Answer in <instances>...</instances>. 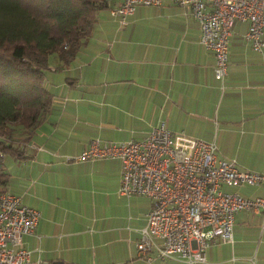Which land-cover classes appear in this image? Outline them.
I'll use <instances>...</instances> for the list:
<instances>
[{"label":"crops","instance_id":"crops-1","mask_svg":"<svg viewBox=\"0 0 264 264\" xmlns=\"http://www.w3.org/2000/svg\"><path fill=\"white\" fill-rule=\"evenodd\" d=\"M109 7L70 62L50 55V109L31 132L15 136L22 157L6 158L5 190L39 212L23 237L31 264H187L137 255L152 200L119 193L118 159H66L95 137L141 139L164 122L173 133L216 140V156L234 159L240 170L264 173V48L257 52L245 39L248 23L233 22L222 87L187 5L138 4L124 25ZM228 189L264 197V182ZM262 223L261 213L241 209L233 241H212L195 264H264Z\"/></svg>","mask_w":264,"mask_h":264},{"label":"built area","instance_id":"built-area-1","mask_svg":"<svg viewBox=\"0 0 264 264\" xmlns=\"http://www.w3.org/2000/svg\"><path fill=\"white\" fill-rule=\"evenodd\" d=\"M163 1L119 0L109 7V14L124 25L136 5ZM172 1L187 5L197 20L200 42L214 55V77L222 87L235 19L248 23L244 37L252 48L257 52L264 48V0ZM217 146L216 140L173 133L161 122L141 139L101 141L95 137L79 154L66 159H118L119 193L145 195L152 200L136 242L137 255L146 261L172 258L195 264L205 260V249L212 241H233L238 211L251 209L264 218V197L228 189L244 183L261 184L264 173L240 170L234 159L218 158ZM38 218V210L24 204L19 195L0 192V264H31L23 237L34 231Z\"/></svg>","mask_w":264,"mask_h":264},{"label":"trees","instance_id":"trees-1","mask_svg":"<svg viewBox=\"0 0 264 264\" xmlns=\"http://www.w3.org/2000/svg\"><path fill=\"white\" fill-rule=\"evenodd\" d=\"M112 0H0V192L6 158L22 157L18 140L49 111L50 55L70 62Z\"/></svg>","mask_w":264,"mask_h":264},{"label":"water","instance_id":"water-1","mask_svg":"<svg viewBox=\"0 0 264 264\" xmlns=\"http://www.w3.org/2000/svg\"><path fill=\"white\" fill-rule=\"evenodd\" d=\"M58 264H60V262H57Z\"/></svg>","mask_w":264,"mask_h":264}]
</instances>
